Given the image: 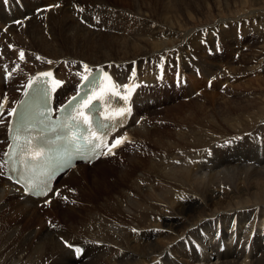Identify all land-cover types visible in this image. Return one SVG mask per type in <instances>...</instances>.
Listing matches in <instances>:
<instances>
[{"label":"bare ground","instance_id":"1","mask_svg":"<svg viewBox=\"0 0 264 264\" xmlns=\"http://www.w3.org/2000/svg\"><path fill=\"white\" fill-rule=\"evenodd\" d=\"M110 1L115 0H22V10L12 4L8 13L0 3V60L12 68L6 84L2 83L0 71V89L6 90L9 103L17 97L24 80L38 70L52 67L57 76L66 77L75 76L76 70L83 73L104 66L125 84L138 82L136 103L140 106H135L139 112L136 116L147 114L127 133L134 140L131 147H127L125 139L113 154L90 165H77L58 176V192L48 207L37 208V200L24 195L0 175V264H264V236L258 237L264 231V152L260 156L250 155L252 146L246 143H237L232 151L230 145L228 150L222 149L226 139L233 140L256 125L252 133L261 131L264 135V109L258 105L255 109L250 101L234 105L220 91L229 73L211 62L214 57L220 60L218 44L224 45L220 38L232 37L234 23H227L226 32L220 25L208 22L183 32L178 29L182 26L178 24L180 18L209 7L210 3L223 5L224 0H118L130 5L129 9L109 7ZM46 5H52V10L34 11ZM23 16L28 18L7 25ZM126 25L131 29H126ZM215 26L218 42L214 45L210 30L215 31ZM259 38L264 43V26ZM173 50L178 52L172 53ZM21 52L24 59L20 58ZM256 57L263 58L256 53L243 60L249 64L247 69ZM84 65L89 67L85 69ZM167 69L169 73L187 72L185 86L176 89L170 88V83L153 81ZM193 69L198 70L199 81ZM236 70L233 76L239 72ZM209 77L213 78L210 88H215V92L206 87L202 92H213L208 95L212 104L202 99V93L188 97L184 110L177 111L175 105L168 107L172 105H167L172 96H191L195 85L200 87ZM263 94L264 91L259 96ZM161 96L162 105L167 107L162 106L161 110L167 115L157 116L156 126L150 128V100L155 98L158 104ZM160 119L172 120L182 128H159ZM138 136L141 140L136 139ZM125 149L128 152L121 158ZM159 153L166 154V158ZM123 159L126 163L110 169V173L93 172L90 184L71 183L76 176L85 180L80 174L84 167L94 168L112 160L121 163ZM186 159L194 163L182 164ZM110 175H114L112 183L107 181ZM151 181L157 184L153 187ZM76 185L82 199L75 196ZM189 195L199 197L203 205L196 207V201L186 197ZM74 204H78L77 210L66 211ZM61 209L65 211L60 212ZM218 209L224 211L214 213L202 224L200 237L197 226L190 229L189 235L185 234L203 212L209 214ZM42 211H48V218L53 216L50 228L41 225L38 216ZM70 215L81 216L76 226L67 222ZM31 219L37 236L33 230L23 231L18 224ZM41 220L46 223L45 217ZM230 221L236 223V241L233 248L226 247L218 253L207 232H211L212 226L225 228ZM65 241L81 246L82 254L74 257V249L67 247ZM242 243L243 247L238 249ZM244 248H249V252H243Z\"/></svg>","mask_w":264,"mask_h":264},{"label":"rangeland","instance_id":"2","mask_svg":"<svg viewBox=\"0 0 264 264\" xmlns=\"http://www.w3.org/2000/svg\"><path fill=\"white\" fill-rule=\"evenodd\" d=\"M85 2L86 3H90V1H85ZM86 3L84 5H86ZM87 5H92V4H87ZM103 5H104V7H106L105 5H107V4H103ZM103 5H101V6H103ZM110 5L111 6H109V5H107V6L114 7V8H119V9H129L130 8V5L123 4V3L119 2L118 0H115L113 3L110 1ZM210 5H209V7H203V8L197 9L198 11L197 10L192 11L193 14H191L190 16H185L184 18H180L181 22L179 21L178 24L182 25V26H179L178 29L181 32H183L187 28L197 27V26H199V25H201L203 23L208 22L207 24H213V25H216V26L220 25L221 28L224 29L223 31L226 32L228 30L227 23H230V25H233V23H234V26H233V30L234 31H235L236 25L238 24L240 26V30L238 31L237 35L240 36V39L235 34H233V35L230 34L232 36L231 38L226 36V35H225V38L221 37L220 40L224 41V45L222 43L218 44V45H221V50H222L220 52L221 53V58H220V60H218L217 57H214L211 60V62L213 64H215V65L217 64V66L221 67L222 70H224L225 72L229 73V76L227 75L229 78L226 77L227 80L223 81V83L221 84L222 86H220V91H222V93H224L225 97H227L228 99L232 100L231 102L233 104L235 103L234 105H238V106L244 104L245 101H250L253 104V107L255 109L257 108V105H258L263 111L264 102L262 103L261 100L263 99V101H264V96H263L264 94L261 95V96H259V95L261 93H263V91H264V43L262 42L263 40L261 38H259V35L261 34V29L264 26V17H263L264 16V0H224L223 1V5H216V4H213V3H210ZM109 7H106V8H109ZM109 9L112 10L111 8H109ZM50 10H52V9H50ZM184 22H186L188 26ZM244 24H248L250 26V28L247 29L248 25L246 27H243L242 25H244ZM216 26L214 28H212V29H216ZM94 28L98 29L97 31H99V29H100L99 27H94ZM125 28L126 29H131L130 25H126ZM48 35L52 36V34H48ZM210 46L212 47L211 50L215 51V48H213L214 45L210 44ZM175 52H178V51L175 50ZM175 52H174V50L172 51V53H175ZM256 53H257V55H261L263 58L261 60H259L256 57L257 59H255V62H253L254 64L252 63L253 66L250 69H247V68H249V67H247L249 64H248V62H246L244 64L243 60L247 59L248 57L250 58L253 54H256ZM156 54H158V53H156ZM161 55H163V54H161ZM201 55L202 56L204 55V50L201 52ZM137 57H141V56H137ZM137 57H135V58H137ZM165 59H166V61L172 60V59H169V58H165ZM127 60H131V59H127ZM109 61H117V60H109ZM123 61H126V60H123ZM28 68H29V66L27 67V69ZM239 68H240V70H238ZM241 68H242V70H241ZM235 70L239 71V72H237L236 76L235 75L233 76V74H235ZM193 73L196 76V74H198V70H196ZM195 79L196 80L198 79V81H199L198 77H195ZM212 79L213 78H211L210 86L212 84ZM164 83H169V82L165 81ZM200 85L202 87L201 86L199 87L198 85H195V91L196 92L197 91L199 92L200 89H198V88H202V90L205 91V89H204L205 88L204 81H202ZM214 89H211L210 87L208 89L206 88L207 91L211 90V91L215 92ZM202 90L200 91V93H198L199 95L203 93ZM211 91L210 92H206V93L204 92L203 94H205V96H201V97H203L202 99L204 101L209 102V104H212V101L209 100L211 97L208 96L210 94L213 95V92H211ZM260 91H262V92L260 93ZM199 95H197V96H199ZM189 97H191V99L193 98V96H189ZM151 101H152L153 104L151 103ZM187 101H188V99H183V100L182 99H179V100L175 99V100H171L167 105L172 104L171 106H168V107H172L173 105H175L176 108L178 109L177 111H179V110L186 109ZM155 102H156V100H155V98H153V99L150 100V103H149L150 104L149 105L150 106V108H149L150 109V116L149 117L152 120L150 128H153V127L156 126L154 123L157 120V119H155L157 116L163 118L164 115H167V114H165L166 111L162 112V110H161L162 106L165 107V105H162L163 104V97L161 96V99H160L158 104H155ZM153 105H157V107H153V109H151V107ZM165 108H167V107H165ZM254 108L251 109L252 113H253V111H255ZM221 110L223 111L224 108H221ZM168 112L170 113L171 111L168 110ZM251 112L249 113V115H251ZM254 114L256 116H258L255 112H254ZM262 116H264V114ZM160 121L158 123L159 128L160 127H164V128L175 129V130L176 129L179 130L180 128H182V126H180V127L179 126H175V123L172 120L165 122V121L160 119ZM165 124H166V126H165ZM256 126H254L253 128H251L250 130H248L246 132H243L242 134H237V136H235L233 138L234 141L230 140V139H226L223 142V148L222 149L226 150L228 148V146L230 145V149L229 148L228 149L232 151V149H233L232 147H235V146H237L240 143H243V144L246 143V144H249V145L252 146L250 148L251 151H249L250 152L249 154L250 155H252V153L254 154V150L253 149H255V146L253 147V145H255V144L252 143L253 141H255L254 138H256L258 134H260L259 138H260L261 142H264V141H262V140H264V135L262 134L261 131H255L254 134L252 133V132H254L252 130L255 129ZM139 137L140 136L136 137V139L137 140H141ZM241 138H243V139L241 140ZM252 139H253V141H250ZM214 143L215 142H213L212 144H214ZM128 144L129 145L127 147H131V145H133L134 142H132V141L130 142L129 141ZM212 144H209V145H212ZM233 144H235V145L233 146ZM263 145H264V143H263ZM263 145H261V149L263 148L262 147ZM214 150H216V149H214ZM127 152H128V149H125L122 153H120V157L123 158L124 154L127 153ZM152 152H155V151L153 150ZM262 152H264V150ZM159 156L161 158H166V154H164V153H159ZM208 161L210 162L211 158H208ZM125 163H126L125 159H123L121 163H116L114 160H112L109 163L105 162L103 164H99L98 166H96L94 168H90V167L89 168H85L84 167V169L80 170V174L84 175L85 180L81 181V179L78 176H76V180H74V179L71 180V183L77 184L79 186L80 185L84 186V183L90 184L91 183V176H92L93 172H97V174H99V172L103 170L105 172H109L110 173L111 170H115L120 165L125 164ZM181 163L186 165V164L194 163V160L186 159V160H182ZM102 167H107L108 169L102 168ZM112 172H114V171H112ZM100 173L102 175V172H100ZM110 176H112V177L107 178V181H110V183H112L111 181L114 180V178H113L114 175H110ZM97 177L99 179L101 178L100 176H97ZM151 182H152L151 185L153 187L157 184V181H151ZM56 184L58 185V183H56ZM77 185L74 187V189L77 187ZM75 191H76L75 192V196L78 197V199H82L83 198V194H82V196L80 195L79 189H75ZM186 197L187 198H192L194 201H196V207H199V206L203 205L202 200L199 199V197H197L196 195H189V196H186ZM73 206L74 207H70V208L67 207L66 211H74V210L78 209V204H74ZM54 207H56L58 209L60 208L59 205L58 206L54 205ZM41 208H43V207H41ZM44 208H45V206H44ZM65 209L64 210L61 209L60 212L65 211ZM223 211H224L223 209H218L215 212H211L209 214H208V212H203L204 215L201 216L200 218L196 219L193 223H191L190 227L185 231V234L189 235L190 229L193 226H197L198 230H200V227L202 226V224L207 222V220L209 218H211L212 216H215V215H213L214 213L223 212ZM46 212H48V211H42L39 214L38 218L41 221V225H45L46 228H50L51 226H53V225L50 224L51 223V219L53 218V216L51 215L50 218L46 217V215H47ZM60 212H58V213H60ZM85 216L86 215L83 216V219L81 221L84 220ZM34 217H32V219ZM44 217H45L46 223L44 222V220H43V222L41 220V218H44ZM80 218H81L80 215H70L69 218H68L69 220H67V222L68 221L69 222L72 221L73 226H76V224L78 223V220ZM32 219L29 222H27V223L23 222V221H20V223H18L21 226L22 230L24 228L23 231H25V230H33L32 229V225H31ZM58 222L59 223L62 222V219H59ZM66 224H68V223H66ZM25 225H26V227H25ZM49 225H51V226H49ZM32 233H34L36 235L34 230L32 231ZM49 235H51V233H49ZM178 235L179 234L176 232V236H178ZM207 236L208 237L211 236L209 231L207 232ZM193 238H195V237H193ZM109 261H111V260H109Z\"/></svg>","mask_w":264,"mask_h":264},{"label":"snow or ice","instance_id":"3","mask_svg":"<svg viewBox=\"0 0 264 264\" xmlns=\"http://www.w3.org/2000/svg\"><path fill=\"white\" fill-rule=\"evenodd\" d=\"M16 23H20V21H17ZM20 58L24 59V53H20ZM39 59V57H38ZM50 63V62H49ZM85 69H87V65H84ZM41 76H51V73H41ZM84 79L88 80L89 77H85ZM109 79H111L109 77ZM57 85L62 83L61 81H56L55 82ZM31 86V84H30ZM87 87V85L85 86ZM127 87V86H125ZM78 97H80V92L77 93L76 96H73L66 105L62 106V110H67L71 109L76 103H79ZM95 99V97H93ZM127 99V97H125ZM85 108H90L91 107V100L84 105ZM16 110L14 109L13 112ZM77 118H82L83 122H87L88 118L84 115L83 112H79L77 114ZM77 118H73L71 121V124L73 127H79L78 124L75 123ZM67 127L68 125H64ZM31 125L29 123L21 122L15 131V134H13V140L15 147L10 145V148H12V152H6L4 155L5 157H8L9 159L6 160L5 162L8 163H19L25 167L26 171H30L33 174H36L39 169H41L42 163L47 161L49 159V153L44 152V151H33L29 145L31 144V136L29 133ZM20 133H27L28 135H25L24 140L22 143H15L18 139L17 134ZM67 139V137H65ZM86 140V145L84 141ZM74 147H77V151H87V152H92L97 148L99 145H97L94 140L90 138H85L83 135L80 136H74L72 140L69 141ZM121 141H117L115 144L112 145V147H118L119 143ZM113 154L111 148H109V152L105 153V155H110ZM13 157H20L18 160L13 159ZM47 174L46 171H40L39 176L42 177L43 175ZM19 182V181H18ZM41 186H46V181L37 178L36 182L32 183L31 188H40ZM31 188H28L26 184V190H31ZM65 244L67 247L72 248L73 245L69 244L67 241H65ZM77 255H79L82 251L80 248L75 249Z\"/></svg>","mask_w":264,"mask_h":264}]
</instances>
